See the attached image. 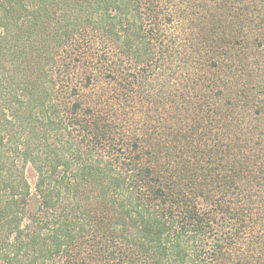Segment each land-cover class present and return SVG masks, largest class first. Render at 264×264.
I'll use <instances>...</instances> for the list:
<instances>
[{
    "label": "trees",
    "instance_id": "1",
    "mask_svg": "<svg viewBox=\"0 0 264 264\" xmlns=\"http://www.w3.org/2000/svg\"><path fill=\"white\" fill-rule=\"evenodd\" d=\"M0 264H264V0H0Z\"/></svg>",
    "mask_w": 264,
    "mask_h": 264
},
{
    "label": "rangeland",
    "instance_id": "2",
    "mask_svg": "<svg viewBox=\"0 0 264 264\" xmlns=\"http://www.w3.org/2000/svg\"><path fill=\"white\" fill-rule=\"evenodd\" d=\"M25 175L28 179V182L32 188V192H33V187H34V184H35V180H36V176H35V173L33 171V169L30 167V166H26L25 168Z\"/></svg>",
    "mask_w": 264,
    "mask_h": 264
}]
</instances>
